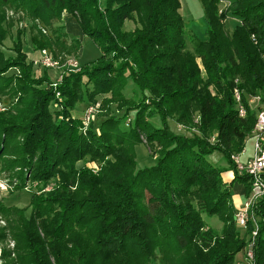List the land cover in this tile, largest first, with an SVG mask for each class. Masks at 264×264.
<instances>
[{
  "label": "trees",
  "instance_id": "1",
  "mask_svg": "<svg viewBox=\"0 0 264 264\" xmlns=\"http://www.w3.org/2000/svg\"><path fill=\"white\" fill-rule=\"evenodd\" d=\"M200 1L205 39L185 27L179 0H0V14L21 10L46 27L72 15L100 51L55 88L48 76L30 75L33 63L19 41L15 57L0 51V93L10 89L17 99L13 112H0V172L12 190H39L26 207L0 201L1 264H233L249 243L254 223L238 231L231 189L241 182L246 198L251 182L231 155L252 138L264 103V0H227L222 8V0ZM225 18L235 20L229 34ZM126 21L136 26L125 30ZM59 38L43 37V45ZM17 67L18 75H4ZM128 81L139 96L132 119L121 96ZM99 94L123 112L92 118L83 129V116L73 110ZM256 95L260 101L250 102ZM53 102L61 108L56 114ZM141 136L155 145L153 164L143 168L135 153ZM216 150L227 169L207 160ZM85 157L100 164L96 173L77 166ZM204 215L222 222L219 236ZM251 216L257 224L251 264H264V195Z\"/></svg>",
  "mask_w": 264,
  "mask_h": 264
},
{
  "label": "rangeland",
  "instance_id": "2",
  "mask_svg": "<svg viewBox=\"0 0 264 264\" xmlns=\"http://www.w3.org/2000/svg\"><path fill=\"white\" fill-rule=\"evenodd\" d=\"M179 3V12L185 27L187 29L190 28L192 34L196 38L203 39L206 36V24L204 21L201 1L179 0ZM226 3L227 0H222L219 3V6L222 8ZM1 16L4 17L2 27L6 30V36L0 44V51L3 52L4 56L15 57V42L19 41L23 47L22 51L25 53L27 61L33 63V69L30 75L35 78L44 77V79L48 76L50 78L49 84H52V88H55L56 85L61 83L64 74L80 72L83 64L94 61L100 55V51L94 41L82 33L80 27L76 23V18L70 14L64 13L63 18L59 22H55L51 26L47 27L39 20L31 19V17H28L27 14L21 10L15 11L13 9H7L3 11V14H0V17ZM222 23L226 33L229 34L232 30V26L235 24V20L232 18H225L222 20ZM135 26L136 23L126 21L124 29L132 30ZM41 29L44 31H41ZM56 35L60 37L57 44H53L51 48H46L43 45V37L54 38ZM42 52H46L51 62H55L56 64L54 66L47 65L44 62ZM18 71H21L19 67L11 68L4 75L13 76L14 74L16 76L18 75ZM15 83V87L18 89L16 94L17 96L21 92L19 90L21 88L18 87L17 80ZM8 92L14 93L10 89L7 91L4 90L0 93V112H5V110L9 111L10 108L12 112L14 110L13 107L17 99L16 97H12L8 94ZM121 92L123 103L125 104V111L128 113L126 117L132 119V107H134V104L139 100L138 93L130 81H128V84L122 86ZM54 97L56 100L61 97V94L55 92ZM108 97V95L99 94L95 97V101L92 102V104L87 105L88 103L84 102L83 104L77 103L76 108L73 110V115L76 117L83 116L85 114L83 111L89 106L95 109L92 117L93 119L105 118L110 115H121L123 112V106L117 107L116 104L107 99ZM60 109V106L56 102L51 103L50 110H54L55 114L58 113ZM55 114L54 117L56 116ZM90 121L92 122V120ZM151 121L157 122L158 126L160 125L157 117L151 118ZM91 122H89L87 126H89ZM96 123H98V121L95 122V124ZM169 125L173 131H176L173 121L169 120ZM121 126L122 128H126L123 125ZM141 138L142 143L135 146L136 163L139 168L153 164L155 157L152 156L151 152L155 145L153 143H145L142 136ZM253 143L254 138H249L246 141L245 153L247 155H252ZM206 158L214 166L227 169V164L222 152L218 150L213 151L211 154L207 155ZM99 165L100 164L94 161H90L88 157H85L77 163L78 167L85 166L90 168L92 171H95V173L100 169ZM51 186L52 184H49L48 188ZM11 188L12 182H9L7 178H4L3 174L0 172V201L4 205L18 206L20 208L26 207L33 191H35V193H39L37 186L34 188L33 185H27L26 188L20 191H15ZM235 196H238L241 200H244L245 198L244 186L237 180L233 182L231 189V198H234ZM204 219L209 227L214 231V234L219 236L221 234L223 224L218 217L204 215ZM2 224L3 223H1V225ZM235 225L236 228L239 229L238 231L241 230V235H243V231L245 229L237 223ZM249 236H251V234ZM248 244L249 243H247L243 249L235 255L233 264H242L243 261L245 264H248L245 259L246 252L249 249Z\"/></svg>",
  "mask_w": 264,
  "mask_h": 264
},
{
  "label": "built area",
  "instance_id": "3",
  "mask_svg": "<svg viewBox=\"0 0 264 264\" xmlns=\"http://www.w3.org/2000/svg\"><path fill=\"white\" fill-rule=\"evenodd\" d=\"M43 30V29H42ZM44 31V30H43ZM42 56L44 58V62L49 66H54L56 63L51 62L48 58L46 52H42ZM234 99L237 103V111L239 116H245V107L241 101V93L235 88L233 90ZM260 96L256 95L250 99V102H259ZM95 109L93 107H87L85 110V114L83 115L84 127L85 129L93 117ZM178 129H181L179 127ZM263 134H264V103L261 104L258 114L257 120L254 126L252 138H254L253 143V152L250 157H247L244 161H242V157L245 155V149H243L239 154L231 155V159L236 164V168L239 172H243L247 174L250 178L251 188L250 191L243 201V203L238 207L235 220L236 223L242 228H246L248 220L251 219L254 223V229L251 232V238L249 242V249L246 252L245 259L248 264L252 263L253 259V241L257 232V224L252 215V206L254 203L264 195V143H263ZM9 247L13 246V242L9 241ZM1 264V261H0Z\"/></svg>",
  "mask_w": 264,
  "mask_h": 264
},
{
  "label": "crops",
  "instance_id": "4",
  "mask_svg": "<svg viewBox=\"0 0 264 264\" xmlns=\"http://www.w3.org/2000/svg\"><path fill=\"white\" fill-rule=\"evenodd\" d=\"M65 17H68V16H65ZM205 21V20H204ZM189 30H190V28H188ZM203 39H205V37L203 38ZM248 156H250V155H244L242 158H243V160H245L246 159V157H248ZM223 178H224V180H226V181H230L231 179H232V172H230V171H228V170H225V172H223ZM245 192V191H244ZM245 199V198H244ZM232 203H233V205H234V207L235 208H238V207H240V205L243 203V201L244 200H241L238 196L236 197H232ZM242 202V203H241ZM239 260V259H238ZM242 264H245L244 263V261H243V263Z\"/></svg>",
  "mask_w": 264,
  "mask_h": 264
}]
</instances>
